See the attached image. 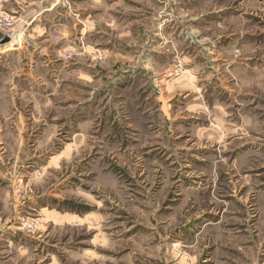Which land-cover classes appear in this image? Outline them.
Instances as JSON below:
<instances>
[{"label":"rangeland","instance_id":"obj_1","mask_svg":"<svg viewBox=\"0 0 264 264\" xmlns=\"http://www.w3.org/2000/svg\"><path fill=\"white\" fill-rule=\"evenodd\" d=\"M5 221L0 264H264V0H0Z\"/></svg>","mask_w":264,"mask_h":264},{"label":"crops","instance_id":"obj_2","mask_svg":"<svg viewBox=\"0 0 264 264\" xmlns=\"http://www.w3.org/2000/svg\"><path fill=\"white\" fill-rule=\"evenodd\" d=\"M11 230H13L12 227H9L8 229H6V221L4 222L2 231H1V226H0V239L2 238V241L4 243H8V241H10V240H8L6 233H8V231L11 232ZM11 244H14V243L11 242Z\"/></svg>","mask_w":264,"mask_h":264},{"label":"water","instance_id":"obj_3","mask_svg":"<svg viewBox=\"0 0 264 264\" xmlns=\"http://www.w3.org/2000/svg\"><path fill=\"white\" fill-rule=\"evenodd\" d=\"M8 40H9L8 38H5V41H7V42H8Z\"/></svg>","mask_w":264,"mask_h":264}]
</instances>
